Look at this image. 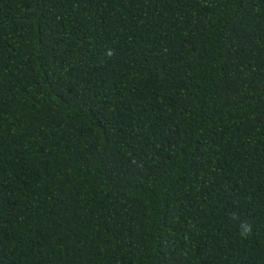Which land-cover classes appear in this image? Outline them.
Listing matches in <instances>:
<instances>
[{
	"label": "trees",
	"instance_id": "trees-1",
	"mask_svg": "<svg viewBox=\"0 0 264 264\" xmlns=\"http://www.w3.org/2000/svg\"><path fill=\"white\" fill-rule=\"evenodd\" d=\"M0 264H264V0H0Z\"/></svg>",
	"mask_w": 264,
	"mask_h": 264
},
{
	"label": "clouds",
	"instance_id": "clouds-1",
	"mask_svg": "<svg viewBox=\"0 0 264 264\" xmlns=\"http://www.w3.org/2000/svg\"><path fill=\"white\" fill-rule=\"evenodd\" d=\"M112 54V50L109 51V55ZM252 234V227L248 223L240 225L239 235L242 239H247Z\"/></svg>",
	"mask_w": 264,
	"mask_h": 264
}]
</instances>
